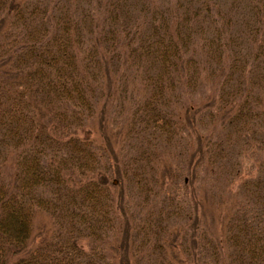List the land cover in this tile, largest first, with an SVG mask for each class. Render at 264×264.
Wrapping results in <instances>:
<instances>
[{"label":"trees","instance_id":"16d2710c","mask_svg":"<svg viewBox=\"0 0 264 264\" xmlns=\"http://www.w3.org/2000/svg\"><path fill=\"white\" fill-rule=\"evenodd\" d=\"M0 264H264V0H0Z\"/></svg>","mask_w":264,"mask_h":264},{"label":"rangeland","instance_id":"374dc122","mask_svg":"<svg viewBox=\"0 0 264 264\" xmlns=\"http://www.w3.org/2000/svg\"><path fill=\"white\" fill-rule=\"evenodd\" d=\"M50 230L51 226L48 218L37 213L33 219L32 225L33 245H39L43 240H47L50 236Z\"/></svg>","mask_w":264,"mask_h":264}]
</instances>
